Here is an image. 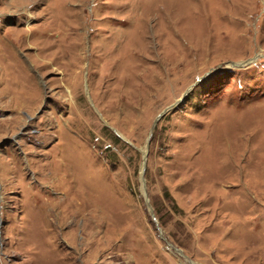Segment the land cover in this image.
Here are the masks:
<instances>
[{
	"label": "rangeland",
	"instance_id": "374dc122",
	"mask_svg": "<svg viewBox=\"0 0 264 264\" xmlns=\"http://www.w3.org/2000/svg\"><path fill=\"white\" fill-rule=\"evenodd\" d=\"M0 79V264H264V0H0Z\"/></svg>",
	"mask_w": 264,
	"mask_h": 264
},
{
	"label": "water",
	"instance_id": "95a60500",
	"mask_svg": "<svg viewBox=\"0 0 264 264\" xmlns=\"http://www.w3.org/2000/svg\"><path fill=\"white\" fill-rule=\"evenodd\" d=\"M253 58H249L247 60H243V61H238V62H230L229 65L231 67H234V68H238V67H243V66H246L248 64H250L252 62ZM206 76V74L200 78H198L192 85H190L187 90L182 94L181 98H179L178 100H176L174 103H172L171 105L165 107L163 110H161L158 115L156 116L155 120L153 121V124L151 126V129H150V132H149V135H148V139H147V144H146V147H148V144H149V140H150V137L152 136V133H153V130L157 124V122L161 119V117L166 114L168 111L174 109L177 107V105L184 100V98L186 97L187 93L189 92L190 89H192V87L198 83L200 80H202L204 77ZM145 165H146V151H144V157H143V163H142V175L144 173V169H145ZM142 180V187H143V190L145 189V180L142 176L141 178ZM145 194V193H144ZM146 203H147V206L149 208V211H150V214L152 216V219L154 221V223L156 224L157 226V229L159 230V232H161L160 230V227L158 226V221L156 219V217L154 216V213L148 203V199H146Z\"/></svg>",
	"mask_w": 264,
	"mask_h": 264
},
{
	"label": "bare ground",
	"instance_id": "6f19581e",
	"mask_svg": "<svg viewBox=\"0 0 264 264\" xmlns=\"http://www.w3.org/2000/svg\"><path fill=\"white\" fill-rule=\"evenodd\" d=\"M27 96H29V95H27ZM29 97H30V96H29ZM80 139H81V138H80ZM60 148H61V146H60ZM61 149H62V148H61ZM60 158H61V157H60ZM63 165H65V164L63 163ZM60 169H63V168H60ZM60 169H56V170H54V173H58V172L60 171ZM68 173H69V171L66 172L65 175H68ZM59 178H61V177H58L57 181H59L60 185H63L65 182L63 181V179L60 180ZM65 179H66V178H65Z\"/></svg>",
	"mask_w": 264,
	"mask_h": 264
},
{
	"label": "crops",
	"instance_id": "0c3cea01",
	"mask_svg": "<svg viewBox=\"0 0 264 264\" xmlns=\"http://www.w3.org/2000/svg\"><path fill=\"white\" fill-rule=\"evenodd\" d=\"M3 73V71H1ZM1 80V79H0ZM3 80V79H2ZM3 82H0V85L2 84Z\"/></svg>",
	"mask_w": 264,
	"mask_h": 264
}]
</instances>
